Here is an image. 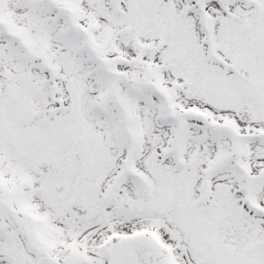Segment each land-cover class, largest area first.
<instances>
[{
    "label": "snow or ice",
    "instance_id": "snow-or-ice-1",
    "mask_svg": "<svg viewBox=\"0 0 264 264\" xmlns=\"http://www.w3.org/2000/svg\"><path fill=\"white\" fill-rule=\"evenodd\" d=\"M0 264H264V0H0Z\"/></svg>",
    "mask_w": 264,
    "mask_h": 264
}]
</instances>
